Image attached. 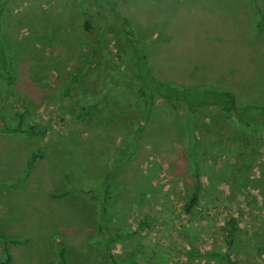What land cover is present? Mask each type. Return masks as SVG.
Here are the masks:
<instances>
[{
    "label": "rangeland",
    "instance_id": "rangeland-1",
    "mask_svg": "<svg viewBox=\"0 0 264 264\" xmlns=\"http://www.w3.org/2000/svg\"><path fill=\"white\" fill-rule=\"evenodd\" d=\"M113 1L153 78L264 106V0ZM96 10V0H0V125H15L22 112L23 127H45L35 136L0 131V233L16 241L7 244L9 264H60L58 247L64 264H113L107 249L115 264H264L261 137L249 140L253 150H234L226 136L208 142L211 116L202 114L192 145L200 190L186 212L195 181L170 115L154 111L124 151L122 70L112 91L78 115L81 93L106 90V72L122 64L103 42L107 58L89 61L82 80L69 78L103 36ZM69 83L80 89L61 99Z\"/></svg>",
    "mask_w": 264,
    "mask_h": 264
},
{
    "label": "trees",
    "instance_id": "trees-1",
    "mask_svg": "<svg viewBox=\"0 0 264 264\" xmlns=\"http://www.w3.org/2000/svg\"><path fill=\"white\" fill-rule=\"evenodd\" d=\"M96 2L98 3L99 9H101L100 11L96 10L97 17L103 21V25L99 26L97 31L103 36L91 46V54L86 57L83 67L73 72L69 78L72 83L82 80L87 74V68L90 62L92 66L95 63V59H102V56L107 58L108 53L102 55L99 51L103 42L110 46V50L113 48L114 59L119 58L122 64H118L119 66L116 65V67L113 66L111 67V71L108 70L106 72L105 79L108 81L107 87L100 94L99 92L90 93L88 90L81 93L79 90L86 104H81L82 106L80 108L82 112H79L78 115L83 119L92 107L97 106L112 91L113 82H117L114 78L122 70L121 72L123 73L120 78L125 80H117L123 88L121 90L122 98L120 97L119 107L125 112V117L122 118L123 130L126 131L124 143H122L124 151L129 148L134 140V143L137 142L136 138H140L143 127L154 115V111L158 110L159 113L165 114L166 118L170 115L171 120L177 123L180 129L181 139H185L187 143L186 156L191 159L192 174L195 181L193 190L183 205L184 210L187 212L191 207L195 206L200 190L197 151L192 149V145L198 141L199 125H201L203 119L202 114H209L211 116L205 119L208 121L206 127L210 131L206 134L208 142H218L226 136L227 142L234 145V150L241 148L243 144L248 149L253 150L249 147L251 146L250 139H254L253 142H256V139L258 140L261 137L264 140V106L250 104L248 107L242 108L236 102L233 92L227 89L209 85H183L153 78L143 63L144 57L137 44L136 33L132 32L131 27H128L127 19L115 9L114 1L96 0ZM84 6L87 8L86 5ZM107 24H111L116 28L120 27V33H116L114 30L107 31ZM83 27L85 31L90 29L89 18L84 19ZM109 32L119 42H111V39L106 35ZM126 64L128 65L127 68L125 67ZM120 67L121 69H119ZM71 89H80V87L78 85H71V83L65 84L61 89V99L66 100L69 97L68 93ZM22 116V112H18V121L15 125L11 127L0 125V131L21 132L30 136L44 134L45 127L43 125L35 124L23 127ZM251 150L247 154H251ZM38 153H40L38 150L30 153L29 161L26 165L27 168L40 155ZM248 156L250 155H247L246 158ZM52 197H58V195L52 194ZM15 242L14 239L6 238L0 233V244L3 253L0 264H9L10 255L7 244ZM56 249L59 263L64 264L63 248L58 247ZM109 251L107 249L112 263L115 264L114 261L116 260L113 259V255Z\"/></svg>",
    "mask_w": 264,
    "mask_h": 264
}]
</instances>
